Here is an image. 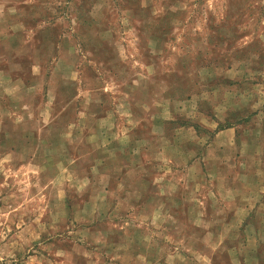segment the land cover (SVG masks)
Segmentation results:
<instances>
[{"label":"rangeland","instance_id":"374dc122","mask_svg":"<svg viewBox=\"0 0 264 264\" xmlns=\"http://www.w3.org/2000/svg\"><path fill=\"white\" fill-rule=\"evenodd\" d=\"M263 186L264 0H0V264H264Z\"/></svg>","mask_w":264,"mask_h":264},{"label":"crops","instance_id":"0c3cea01","mask_svg":"<svg viewBox=\"0 0 264 264\" xmlns=\"http://www.w3.org/2000/svg\"><path fill=\"white\" fill-rule=\"evenodd\" d=\"M124 59H126V58L119 54V60L120 61H125ZM145 78H147V76H145ZM133 82H134V80L133 81H129V82H127V85L130 84V83H133ZM144 83L146 85L145 81L142 82L140 80V81L136 82V85H137V87L141 88V85H144ZM103 89H104L103 90L104 93H102V94H108L109 93V89H110L109 85L106 86L105 88L103 87ZM135 104H136V102H135ZM135 104L133 103L131 105L132 109H134V107H136ZM104 106L105 105H104V103H103V101L101 99L100 100V104H98V108L101 109L102 107L104 108ZM99 118H100L99 120H104L105 119V117L103 115L99 116ZM229 137H230L229 142H232V137L234 139L235 135H233V136L229 135ZM259 150H260V148H258V150H256V151H254V153H256L255 155L258 154ZM248 153H252V151H249ZM249 199H251V200L249 202L247 201L244 206L243 205H239V206L235 207L236 210H237L236 211V216H242L243 213H244L246 215L245 217L248 218V219L254 218V220L255 219L258 220V218H260L262 220L261 224H257V222H254L252 224L249 223L248 224L249 226L246 227V230L251 229V231L254 234L259 233V234H262V236H264V186H263V196L260 199H258L257 197L249 198ZM263 240H264V238H263Z\"/></svg>","mask_w":264,"mask_h":264}]
</instances>
